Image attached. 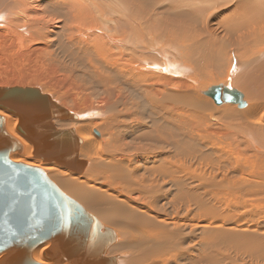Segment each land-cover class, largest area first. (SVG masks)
<instances>
[{"label": "bare ground", "instance_id": "obj_1", "mask_svg": "<svg viewBox=\"0 0 264 264\" xmlns=\"http://www.w3.org/2000/svg\"><path fill=\"white\" fill-rule=\"evenodd\" d=\"M209 1L197 5L220 0ZM133 12L113 0H0V88L37 87L75 115L54 124L81 139L86 179L34 158L18 116L2 108L6 131L23 148L10 160L42 169L103 225L100 233L113 231L105 257L117 264H264V89L252 99L232 84L243 75L251 88L260 86L242 61L250 64L253 46L264 44V0H236V37L247 44L239 58L206 22L194 34L180 24L163 27L158 14ZM195 41L224 63L198 61ZM61 70L88 92L78 96L79 87L58 80ZM211 82L239 93L244 105H217L206 94L216 87ZM94 105L103 112L82 109ZM91 118L105 120L104 127ZM118 186L124 191L117 194ZM50 248L36 246L33 260L53 264Z\"/></svg>", "mask_w": 264, "mask_h": 264}, {"label": "water", "instance_id": "obj_2", "mask_svg": "<svg viewBox=\"0 0 264 264\" xmlns=\"http://www.w3.org/2000/svg\"><path fill=\"white\" fill-rule=\"evenodd\" d=\"M206 94L217 105H244L239 93H224L222 86ZM0 107L18 116L17 131L32 143L34 158L82 172L86 162L79 159L81 139L74 130H59L54 124L55 119H75L73 113L31 87L0 88ZM22 150L0 117V264H38L32 251L45 242L51 243L47 256L53 264H117L115 257H105L116 239L113 231L100 233L103 225L42 169L10 160V154Z\"/></svg>", "mask_w": 264, "mask_h": 264}, {"label": "rangeland", "instance_id": "obj_3", "mask_svg": "<svg viewBox=\"0 0 264 264\" xmlns=\"http://www.w3.org/2000/svg\"><path fill=\"white\" fill-rule=\"evenodd\" d=\"M59 1H64V0H59ZM83 1L86 3V0H83ZM113 1L116 3L117 7H120L121 9H126V11L130 10L132 12L134 10H135V12L138 11L136 14H138L139 11H140V13L146 12V14H151V13L152 14L154 13L153 15H157L158 14L160 16L161 25L163 27L170 26L172 24H180V25H183L185 27H190L191 28L190 31L192 33L194 31V34H199V32L204 30L203 29V23L206 22L207 27H208L207 28L208 31H210V33H212L213 36H215L219 40L220 43L222 42V45L224 47H225V45H227V48L229 47L231 49L232 54L236 58H239L240 52H244L245 49H247L246 48L247 44L245 45V44L238 43L239 42L238 41L239 38L236 37L237 35L241 34L238 31V25H237V22H236V15L234 14L236 0L228 2V3H225L227 0H220L218 3H214L213 1L210 0L211 3L205 4V5H202V6L201 5L200 6L197 5V3L201 2L202 0H113ZM191 2L193 3L192 9L188 7ZM206 2H207V0H206ZM215 5H218V6L214 7ZM230 6H232V7L228 8ZM201 9H202V11H200ZM206 12H208V13L206 14ZM106 13H108L110 15H113V12H112L111 8H108ZM174 19H176L178 21H171V20H174ZM188 21H192V24L184 23V22H188ZM192 28H193V31H192ZM244 33H246V32H244ZM187 34H188V36H187V38H188L189 37V33H187ZM157 38H159V37L157 36ZM188 40H191V39L188 38ZM248 41H251V40L248 39ZM195 42L197 44L195 43V45H191L190 47H192V48H194L196 50V52H197L196 59L198 61L202 62V64H205V65L208 64L209 66H214L215 68H218L220 66V62L224 63V62H222L224 60H221V59H224L223 56H221L219 54L218 58L215 59V58L212 57L209 49H207L204 46L199 45L198 41H195ZM263 46H264V44H258L256 46H253V47H255L257 49L256 57L254 56L256 58V60H255V58H253V59L250 58L249 59L250 61L248 60L249 62H251L250 64L247 61H242V63H243L242 70L245 69V70H247V72L250 73L249 74V76L251 77L250 81L251 82L253 81V83L256 82L257 85H260V86L262 85L263 87H260V86L258 87L257 86L255 88H253V87L251 88L249 86V84H248L249 80H248L247 83L243 82V81H245L242 78L243 75H241V76L239 75L241 78L239 79V76H238L236 79H234V82L232 83L233 86L237 87V88L234 87L235 89H238L239 91L242 90L241 92L242 93L244 92L246 94V96H247V93L249 95L252 94V95H250V97L252 99H253V96L257 97V96L261 95V94L257 95V91L256 90H258L259 92H262V90L264 89V85L261 84V83L264 82V73H263L264 72V56L261 57L260 55H258V51H261V48H262V50L264 49ZM1 54L2 53H0V55ZM216 66H218V67H216ZM260 70H262V71H260ZM63 72H65L66 75ZM67 74H69V73L64 71V70H61L58 73H56L55 75L57 76V78H59L58 80L62 79L64 82H66L67 81L66 79H68V81L66 83L72 85V87L74 89H75V87H79L80 88V86H78V85H80L79 82H77L78 84H76L77 85L76 86L75 83L70 81L72 78L70 77V75H67ZM216 74H217V71H215V81L216 80L218 81L220 78ZM64 75H65V77H64ZM218 75H219V73H218ZM62 76L65 79H63ZM72 77H75V76L73 75ZM238 79H239V82H238ZM258 79L259 80L261 79V80L259 81ZM73 80H74V82H76V80L74 78H73ZM203 80H205V79H201V81L205 84V86L209 85L207 83H210V82H204ZM211 83H213V86H217V85H220L222 82H217V83L216 82H211ZM204 84H202V85H204ZM74 85H75V87H74ZM32 88H36L37 89V87H32ZM79 88H76L77 90L75 89L76 92L74 91V93H78V96H79V94H81L83 92L82 88H80L81 90H79ZM260 88H262V89H260ZM74 89H72V91ZM252 89L254 91H256V94H255V92L252 91ZM78 91L79 92L82 91V92L79 93ZM85 92H83L82 94H85ZM82 94H81V96H83ZM193 94H194V92H193ZM195 95H198V94H195ZM200 95H198V96H200ZM81 96H80L79 99L82 98ZM201 98L205 99L206 97L201 95ZM206 100H208L211 103V101L208 98H206ZM211 105L214 106L212 103H211ZM233 105L234 104L229 105V106L231 108H233V110H235L236 112H239L238 109H240V108H238L236 105H234V106ZM224 106H222V107H224ZM86 107H90V108L94 107L95 110H97L99 112H103V110L101 109L102 108L101 105L83 106L82 109H84ZM0 109H2V108L0 107ZM11 115L14 116V114H12V113H11ZM91 120L97 121V124H100V126L102 125V128L104 127V121L105 120L101 121V119H99V118H91ZM255 126L258 128V125H255ZM92 130H90V133L92 135H95V133H93ZM95 136H97V135H95ZM25 140L28 141L27 139H25ZM28 158L31 159V160H34L32 153H31V157H28ZM40 163L42 165H45V164L42 163L41 160H40ZM90 163L92 164L91 161H90ZM58 167H60L61 169H64L61 166H58ZM76 177L78 179H81V180L86 179V178H84L86 176L82 172L81 173L78 172L76 174ZM117 188H121L124 191V187L118 186V187L114 188V190H113L117 194L119 193V192H117ZM40 255L42 257V252L40 253Z\"/></svg>", "mask_w": 264, "mask_h": 264}]
</instances>
